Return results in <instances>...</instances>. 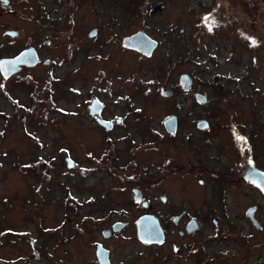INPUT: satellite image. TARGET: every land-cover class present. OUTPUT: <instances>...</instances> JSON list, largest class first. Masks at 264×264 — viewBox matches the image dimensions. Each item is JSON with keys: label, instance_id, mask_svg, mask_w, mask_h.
Here are the masks:
<instances>
[{"label": "rangeland", "instance_id": "1", "mask_svg": "<svg viewBox=\"0 0 264 264\" xmlns=\"http://www.w3.org/2000/svg\"><path fill=\"white\" fill-rule=\"evenodd\" d=\"M46 1L48 14L58 31L72 27V23L66 26L60 21L66 5L53 6L51 0ZM249 1L95 0L99 12L76 13L77 37L72 42V57L66 58L64 45L43 49L56 61L63 58L61 64L56 62L51 67L61 91L54 96L57 108L61 109L47 106L43 108L46 115L42 111L37 115L30 112L21 122L23 110L14 114L12 103L0 104V236L5 235L3 232L6 236H27L26 233L28 236H75L79 232L74 222L95 228L82 222V217L97 216L104 210L101 205L112 200H127L130 193H119V186L115 187L118 180L115 178L112 186L114 176L111 174L131 177L138 175L144 166L151 168L156 150L148 129L161 130L162 119L165 121L171 112L178 120L185 121L174 145L166 141L161 147L171 154L179 153L176 159H184L187 156L184 150L192 146L188 141L189 132L191 139L203 137L192 122L205 118L222 126L237 122L236 137L243 139L250 130L247 144L252 159L248 160L264 168V0H252V7ZM92 26L100 27L92 44L105 46L96 51L110 53L107 60L89 51L90 44L82 34ZM139 28L159 40L153 55L143 60L134 52L120 51L123 45L119 49L115 41L120 34ZM29 30L26 25L24 34L28 35ZM56 34L57 30L49 26L43 32L47 38ZM103 34L112 36L111 45L104 43ZM39 38L37 36V40ZM48 69L33 70L36 79L15 87L14 97L27 103L31 85L36 82L40 87ZM100 69L105 70L112 81L111 94L104 91L106 80L96 83ZM184 71L196 77L194 86L201 87L208 98L217 94L213 86L216 83L222 84L225 96L203 107L178 87L170 97L155 92L159 84L158 92L163 88L172 89L178 75ZM151 79L158 83H145ZM92 93L100 95L105 102L106 116L118 115V119L125 121L123 125H115L109 138L103 136L107 133L105 129L94 128L84 106ZM42 94L38 89L37 95L43 97ZM125 95L130 96V101ZM165 136L169 140V134ZM232 138L230 129H219L211 136V141L215 145L226 143L228 150L218 151L214 145H207L201 157L210 165L229 164L234 152ZM243 139L236 142L244 146ZM66 149L81 167L96 170L86 172L85 177L68 170L65 162L60 163ZM49 162L55 165L50 170H40ZM203 177L207 179L204 184H208L211 177L206 174ZM141 178L151 179L146 173L141 174ZM41 181L46 182L45 188L39 185ZM186 181L199 184L193 174L188 175ZM238 195V199L247 201L244 194L239 192ZM25 246L24 241L16 244L10 255L16 257L25 253ZM39 261L40 257L29 254L14 264H38ZM71 262L72 257H67L65 264Z\"/></svg>", "mask_w": 264, "mask_h": 264}, {"label": "flooded vegetation", "instance_id": "2", "mask_svg": "<svg viewBox=\"0 0 264 264\" xmlns=\"http://www.w3.org/2000/svg\"><path fill=\"white\" fill-rule=\"evenodd\" d=\"M51 1L53 6L66 5L60 21L66 26L67 23H72V27L67 26L66 30L58 31L52 16L48 14L46 0H0V60L12 59L28 48H34L38 56L36 63L19 64L14 72L7 75L6 68L4 67L3 71L0 68V104L4 101L12 103L14 114H19L18 112L23 110L21 122L30 115V112L37 115L42 111L46 115L43 108L47 106L61 109L56 106L54 96L61 91H59L57 81H54L51 67L56 62L61 64L63 58L56 61L55 58L49 57L43 49H50L52 45L62 47L64 45L67 48L66 58L72 57V42L74 43L77 37L74 16L79 12L82 15H93L94 11H100L98 3V6L94 3L95 0ZM81 8L86 9L80 11ZM26 25L30 29L28 35L24 34ZM48 26L57 30L56 36L44 37L43 32ZM99 28L92 26L82 34L90 44L89 51H95L94 53L105 47L98 43L94 47L92 44V39L98 35ZM92 30L94 33L91 34ZM139 30H143L152 37L148 31L139 28L132 33L117 36L115 38L117 46L121 47L124 37ZM103 35L104 43L111 45L112 36ZM37 36L40 40H37ZM154 39L158 42L157 48L159 40ZM122 49H120L122 52H134L140 60L150 58L155 51L154 49L150 56H145L124 46ZM97 53L100 54V52ZM100 55L107 60L111 54L105 52ZM48 67L47 76L43 79L42 85L38 87L36 82L33 86L31 85L27 93L30 97L29 101L19 102L12 94L15 87L30 84L36 79L32 73L33 70L38 68L47 70ZM179 75L178 82L171 86L172 89L168 88L172 90V94L176 87L182 90ZM190 77L192 78L190 89L182 91L189 93L193 98L191 91L193 89L202 90V88L194 86L196 77L192 75ZM96 80V83L106 80L104 91L111 94L112 81L107 78L105 70L100 69ZM140 81L144 80L140 78ZM151 82L158 83L152 79L145 81V83ZM158 87L155 88V92L159 94L161 89L158 92ZM38 89L43 93V97L37 95ZM171 95L161 96L170 97ZM91 96L88 101H85L87 105L84 106L93 121L94 128L105 129L107 133L103 136L109 138L115 125L118 123L123 125L125 121L118 119V115L106 116V104L101 100L100 95L96 96L92 93ZM124 97L130 101V96L125 95ZM94 98L101 103L97 114L90 112V105ZM193 100L197 103L194 98ZM209 101L211 102L210 98L205 104H197L204 107ZM169 116L176 118L172 131L168 130L163 119L161 130L148 129L150 135L154 137L152 147L156 150L151 168L144 166L138 175L131 177H118L116 174H111L114 176L112 186L116 178L118 184L115 183V187L119 186L117 187L119 193H130L126 196L127 200L124 202L112 200L109 204H102L104 210L97 216L84 215L81 221L95 228L80 226L79 223L74 222L79 232L75 236H28L26 232L27 236H6L3 232L2 235H5L0 236V264H14L20 257L27 258L29 254L40 257L38 264H65L67 257H72L71 264H264V195L257 186L248 183L244 178L247 167H261L254 164L252 160L249 163L248 160L252 159V151L248 148L250 130L246 131L242 140L246 144L240 146L236 137L239 129L237 122L222 126L205 118L193 120V126L203 134V137L191 139L192 133L189 132L188 141L192 146L184 150L187 152L184 159H176L179 153H174L175 155L169 153L161 147V143L168 141L174 145L173 142L178 137L185 120L180 117L181 121L178 120L173 112L168 113L166 117ZM200 120L207 122L204 127L198 126ZM224 127L230 129L232 140H235L231 145L234 151L231 154L233 158L229 164L224 166L219 163L210 165L201 155L203 156L207 150V145H214L218 151L228 150L226 143L215 145L211 141V136H215L219 129ZM205 132L208 135L204 134ZM166 134H169V140ZM120 138L124 140L122 136ZM240 148L248 150V153L242 151L239 153ZM192 149L193 153H191ZM63 151L64 155L60 163L62 165L65 162L68 170H75L84 177L86 172L96 170L81 167L77 160L69 155L67 149ZM214 159L217 160L218 156H214ZM39 160L37 159V162ZM67 160L73 162L71 167L67 166ZM54 165L49 162L44 169L40 170H50ZM143 173L150 174L151 179L145 181L141 178ZM190 174L197 178L199 184L187 183V176ZM205 174L211 177L209 182L207 181L208 184H204L207 180L203 177ZM122 182L128 185H122ZM44 183L46 182L41 181L39 185L45 188ZM239 192L246 196L247 201L238 199ZM74 213H76V208ZM150 231L154 232L150 235ZM23 241L26 243L25 253L16 257L11 256L10 253H14V246Z\"/></svg>", "mask_w": 264, "mask_h": 264}, {"label": "water", "instance_id": "3", "mask_svg": "<svg viewBox=\"0 0 264 264\" xmlns=\"http://www.w3.org/2000/svg\"><path fill=\"white\" fill-rule=\"evenodd\" d=\"M92 33H94V30L91 31V34ZM122 44L126 48L136 50L144 54L145 56H150L153 50L156 48L158 42L157 40L149 36L147 33H145L143 30H139L129 36L124 37ZM37 61H38V56L36 54L35 49L28 48L24 50L22 53H20L18 56L12 59L0 60V68L3 71V68L5 67L6 68L5 73L7 75V74L14 72L17 69L19 64L27 63V64L32 65L36 63ZM179 84L182 90L184 91H188L190 89V86L192 84V78L190 77L187 71H184L179 75ZM160 94L163 96H168L172 94V90L161 89ZM191 94L193 98L196 100V102L199 104H205L206 102H208L207 95L201 89L200 90L193 89L191 91ZM100 106H101V103L96 98H94L90 105L91 114H97L100 110ZM175 120L176 118L174 116L168 117L165 120V124L168 127V130L172 131L174 129ZM206 123L207 122L205 120H200L198 122V126L204 127ZM72 164L73 162L71 160H67L68 167H71ZM244 178L248 183L257 186L264 195V170L256 166H249L245 170ZM153 232L154 231H150L149 232L150 235Z\"/></svg>", "mask_w": 264, "mask_h": 264}, {"label": "trees", "instance_id": "4", "mask_svg": "<svg viewBox=\"0 0 264 264\" xmlns=\"http://www.w3.org/2000/svg\"><path fill=\"white\" fill-rule=\"evenodd\" d=\"M249 5L252 7L253 6V4H252V0L251 1H249ZM214 58V57H213ZM214 60H215V58H214ZM214 86V89H215V91H216V95H214V96H212V97H210V99H211V101H214V100H216V99H219V98H222L223 96H225V95H223L224 93L222 92L223 91V86H222V84H219V83H216V84H214L213 85ZM242 152H244V153H248V150H241Z\"/></svg>", "mask_w": 264, "mask_h": 264}, {"label": "snow or ice", "instance_id": "5", "mask_svg": "<svg viewBox=\"0 0 264 264\" xmlns=\"http://www.w3.org/2000/svg\"><path fill=\"white\" fill-rule=\"evenodd\" d=\"M253 43H255V41H253ZM238 139H243L242 137H237ZM249 163H251V161H249Z\"/></svg>", "mask_w": 264, "mask_h": 264}]
</instances>
